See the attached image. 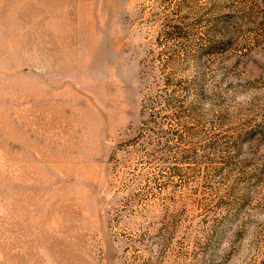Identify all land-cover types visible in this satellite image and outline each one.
I'll use <instances>...</instances> for the list:
<instances>
[{
    "label": "rangeland",
    "instance_id": "374dc122",
    "mask_svg": "<svg viewBox=\"0 0 264 264\" xmlns=\"http://www.w3.org/2000/svg\"><path fill=\"white\" fill-rule=\"evenodd\" d=\"M0 264H264V0H0Z\"/></svg>",
    "mask_w": 264,
    "mask_h": 264
}]
</instances>
